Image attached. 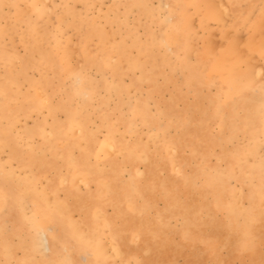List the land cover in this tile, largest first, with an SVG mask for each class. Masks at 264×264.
Returning <instances> with one entry per match:
<instances>
[{
	"label": "rangeland",
	"instance_id": "obj_1",
	"mask_svg": "<svg viewBox=\"0 0 264 264\" xmlns=\"http://www.w3.org/2000/svg\"><path fill=\"white\" fill-rule=\"evenodd\" d=\"M224 1L0 0V190L7 175L18 199L10 225L53 221L88 249L81 264H264L261 117L253 110L235 136L224 122L264 72V49L252 46L258 33L264 48V0ZM58 4L70 7L34 48V5Z\"/></svg>",
	"mask_w": 264,
	"mask_h": 264
},
{
	"label": "snow or ice",
	"instance_id": "obj_2",
	"mask_svg": "<svg viewBox=\"0 0 264 264\" xmlns=\"http://www.w3.org/2000/svg\"><path fill=\"white\" fill-rule=\"evenodd\" d=\"M12 8L16 5H3ZM38 7L34 20L31 21V39L33 47L38 48L41 29H46L50 23L60 20L61 14L57 9L68 8L70 5L58 4L51 8L47 5ZM133 7L150 8L151 5H134ZM179 7V6H177ZM238 7V6H237ZM43 22V23H41ZM169 23L175 26L177 34L182 31L183 21L176 17H169ZM187 39V36H185ZM258 96V106L256 97ZM240 100L253 105L261 117L262 128V145H264V73L260 74L258 82L251 80L244 84V89L239 97ZM5 187L0 190V212L5 214L4 227L0 229L4 237V258L0 259V264H81L75 257L77 253L87 255L88 249L78 246L72 240L65 238L59 232L54 222L47 225L41 224L35 218L25 217L23 223L19 227H13L7 221V213L12 206L16 189L8 183V177L5 175ZM261 185L264 191V159L261 163ZM261 214L264 217V196H262ZM209 220L214 218L209 215ZM132 241L135 243L139 238V233H133ZM185 235H189L185 233ZM255 244V240L248 235L242 247L250 248ZM264 244V241H262ZM86 264H97L96 261H88ZM117 264H149L146 260L135 261H117Z\"/></svg>",
	"mask_w": 264,
	"mask_h": 264
},
{
	"label": "bare ground",
	"instance_id": "obj_3",
	"mask_svg": "<svg viewBox=\"0 0 264 264\" xmlns=\"http://www.w3.org/2000/svg\"><path fill=\"white\" fill-rule=\"evenodd\" d=\"M223 1V0H222ZM226 1V0H225ZM225 1H224V3H225ZM48 2H49V0H48ZM221 2V1H220ZM254 2V1H253ZM178 3H179V1H178ZM223 2H222V4L221 3H219V4H221L222 6H224L225 4H227V3H225L224 4ZM84 5V4H83ZM220 5V6H221ZM48 6V5H47ZM227 6V5H226ZM225 6V7H226ZM228 8H229V6H227ZM220 8H222V7H220ZM227 8V9H228ZM224 9V8H223ZM226 9V10H227ZM225 11V10H224ZM238 12V11H237ZM239 12H240V10H239ZM238 12V13H239ZM231 13V12H230ZM241 15V14H240ZM239 15V16H240ZM232 16V15H231ZM246 16V15H245ZM237 17V16H236ZM239 19V18H238ZM237 19V20H238ZM241 20V19H240ZM240 20H238V21H240ZM232 22V21H231ZM261 23V22H260ZM233 24H234V22H233ZM256 25V24H255ZM262 25V24H261ZM259 26H260V24H259ZM259 26H257V29L259 28ZM173 28V27H172ZM231 28V27H230ZM66 31V30H65ZM162 31V30H161ZM253 31L255 32V31H257L256 30V26L255 27H253ZM263 31H264V29H263ZM262 30H261V32L260 33H264ZM42 32V31H41ZM40 32V33H41ZM110 32V31H109ZM43 33V32H42ZM174 33V32H173ZM231 33V32H230ZM256 34V36H254L253 37V35L254 34H252V37L254 38V39H252V43H253V47L254 46H256V49H258L259 51H262L264 48H263V41L261 40L262 39V35H259L258 33H255ZM93 35V34H92ZM154 35V34H153ZM79 36V35H78ZM156 36V35H155ZM217 36V35H216ZM250 37V36H249ZM256 37V38H255ZM110 39V38H109ZM43 40V39H42ZM148 40V39H147ZM216 40V39H215ZM250 40V39H249ZM251 41V40H250ZM260 42V43H259ZM256 43H258V44H256ZM250 45H251V43H250ZM102 46H104V45H102ZM258 47V48H257ZM128 50V49H127ZM249 50V49H248ZM102 51V50H101ZM252 53H253V55H259L257 52H255V51H251ZM255 53V54H254ZM106 54V53H105ZM104 54V55H105ZM248 54V53H247ZM251 54V53H250ZM102 55V54H101ZM171 55V54H170ZM256 55L254 56V57H256ZM97 56V55H96ZM115 56V55H114ZM241 57V56H240ZM253 57V58H254ZM170 58V57H169ZM257 58V60H258V57H256ZM255 58V59H256ZM112 59V58H111ZM230 59V58H229ZM192 60V59H191ZM248 60V59H247ZM240 61V60H239ZM251 61V60H250ZM253 63V62H252ZM237 64V63H236ZM226 65V64H225ZM240 65V64H239ZM129 67V66H128ZM132 67V66H131ZM248 68V67H247ZM121 69V68H120ZM125 69V68H124ZM264 70V69H263ZM262 71V70H261ZM211 72V71H210ZM254 73V72H253ZM264 73V72H263ZM254 75H255V73H254ZM253 75V76H254ZM256 80V79H255ZM242 82V81H241ZM241 87V86H240ZM238 94V93H237ZM234 95V94H233ZM256 104H257V106H258V98H256ZM223 109V108H222ZM199 110V109H198ZM228 110H229V114L230 115H228V117H225V120H224V122L227 124V127L226 128H228L229 129V132L232 134V135H234L235 133H237L239 130H240V126H244V128L246 127V126H248L249 124H250V122H254L253 120H251V116L250 115H252V113H254L253 112V110H254V107H253V105H251V104H248V103H246V102H244V101H242V100H240V99H237V100H234L229 106H228ZM98 111V110H97ZM241 111H245V113L247 112V114L246 115H243L242 116V118L241 119H239L238 120V122L236 123L235 122V118H236V115L237 114H239V112H241ZM255 111V110H254ZM84 112V111H83ZM51 113V112H50ZM243 113V112H242ZM169 123H171V122H169ZM189 123H190V121H189ZM156 125H158L157 123H156ZM175 125V123H173L172 122V126H174ZM76 126V125H75ZM239 128V129H238ZM246 130V129H245ZM257 130V129H256ZM251 131V130H250ZM252 134H253V131H252ZM227 136V135H226ZM235 136V135H234ZM167 137V136H166ZM231 137L228 135V139H230ZM199 139H201V138H199ZM227 139V140H228ZM155 141V140H154ZM160 142H162V141H160ZM201 142V141H200ZM251 144V143H250ZM109 147V146H108ZM102 148H103V146H102ZM113 148V147H112ZM171 148V147H170ZM101 149V148H100ZM106 149V148H105ZM121 149V148H120ZM134 150V149H133ZM171 152V151H170ZM169 152V153H170ZM192 152V151H191ZM124 153V152H123ZM140 153V152H139ZM193 153V152H192ZM196 153V152H195ZM140 155H142V154H140ZM170 155V154H169ZM174 155V154H173ZM241 155V154H240ZM173 157V156H172ZM241 158H242V155H241ZM71 159H73V158H71ZM241 161V160H240ZM173 162V161H172ZM175 164H176V162H175ZM206 166V165H205ZM237 168H238V166H236ZM176 168H177V166H176ZM178 170V169H177ZM114 171V170H113ZM180 172V171H179ZM247 173V172H246ZM246 175V174H245ZM101 176H103V175H101ZM105 176V175H104ZM88 178V177H87ZM66 180V179H65ZM214 180V179H213ZM81 181H83V180H81ZM101 181V180H100ZM208 182V181H207ZM2 185H4V184H2ZM213 186V185H212ZM163 187V186H162ZM108 189V188H107ZM111 189H112V187H111ZM133 190V189H132ZM135 190V189H134ZM133 190V191H134ZM106 191H108V190H106ZM139 192V191H138ZM112 193V192H111ZM241 193V192H240ZM29 194V193H28ZM138 194V193H137ZM165 194H166V192H165ZM141 196V195H140ZM31 198V197H30ZM142 198V197H141ZM15 199V198H14ZM17 199V198H16ZM18 200V199H17ZM27 200V199H26ZM32 200V199H31ZM49 200H51V199H49ZM30 201V200H29ZM16 202V201H15ZM31 202V201H30ZM27 203V202H26ZM16 204V203H15ZM134 204V203H133ZM14 205V204H13ZM39 205V204H38ZM126 205V204H125ZM176 205V204H175ZM16 206H18L17 204H16ZM29 206V205H28ZM40 206V205H39ZM127 206V205H126ZM125 206V207H126ZM233 206H234V204H233ZM235 207V206H234ZM14 209L16 208L15 206L13 207ZM120 208H121V206H120ZM169 208V207H168ZM167 208V209H168ZM232 208V207H231ZM233 209V208H232ZM11 210H13V209H11ZM43 210V209H42ZM134 210V209H133ZM143 210V209H142ZM169 210V209H168ZM9 211H10V209H9ZM46 211V210H45ZM129 211V210H128ZM99 212H101V211H99ZM99 212H98V215H99ZM132 212V211H131ZM135 212V211H134ZM140 212V211H139ZM142 212V211H141ZM140 212V213H141ZM46 213V212H45ZM96 213V212H95ZM143 213V212H142ZM97 214V213H96ZM129 214H130V212H129ZM38 216V215H37ZM97 216V215H96ZM100 216H102V214H100ZM158 215H156V217H157ZM255 216V215H254ZM52 219V218H51ZM47 220V219H46ZM144 220V219H143ZM226 221H227V219H226ZM53 222V221H52ZM106 223V222H105ZM148 223H149V221H148ZM41 224H42V222H41ZM44 224V223H43ZM59 225V224H58ZM106 225H107V223H106ZM142 226V225H141ZM84 227V226H83ZM65 228V227H64ZM82 228V227H81ZM86 231H87V229H86ZM159 231V230H158ZM164 235V234H163ZM78 236V235H77ZM66 237V236H65ZM144 238V237H143ZM0 239H3L4 240V237H3V233H1L0 232ZM79 243V242H78ZM84 243V242H83ZM113 243V242H112ZM107 244V243H106ZM110 245H112V244H110ZM109 245V246H110ZM113 245H116V244H113ZM85 246V245H84ZM83 246V247H84ZM88 246V245H87ZM2 247V249H4V242H1L0 243V248ZM89 247V246H88ZM115 248V247H114ZM114 248H113V250H114ZM117 248V247H116ZM246 251V250H245ZM117 252V251H116ZM118 253H119V250H118ZM79 254V253H78ZM121 254V253H120ZM122 255V254H121ZM77 256V255H76ZM98 261H99V259H98ZM100 262V261H99ZM100 264V263H99Z\"/></svg>",
	"mask_w": 264,
	"mask_h": 264
}]
</instances>
